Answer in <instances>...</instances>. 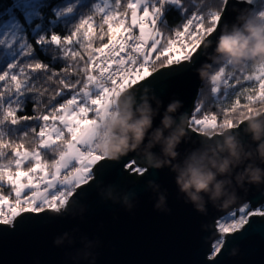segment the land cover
Here are the masks:
<instances>
[{
	"label": "water",
	"instance_id": "water-1",
	"mask_svg": "<svg viewBox=\"0 0 264 264\" xmlns=\"http://www.w3.org/2000/svg\"><path fill=\"white\" fill-rule=\"evenodd\" d=\"M257 2L230 0L227 11L222 9L219 26L202 40L187 61L161 68L124 90L117 100L119 110L129 102L134 108L150 102L156 110L151 133L162 127L167 104L179 99L182 107L172 114L176 122L171 129L164 130V135L168 136L177 127L181 113L186 114L188 122L204 80L196 69L205 63L212 66L214 61L209 54L213 52L219 29L225 25L229 30L234 24L240 26ZM209 40L211 46L205 47ZM175 71L178 72L170 77ZM156 99L163 101L158 109ZM256 120L264 122V113L254 117ZM184 127L186 135L177 146L178 156L173 164L182 168L189 158L193 163H200L203 158L204 168L216 172L217 180L232 181L226 188L229 192L236 191L234 200L226 198L215 207L208 203L207 215L198 213L191 203H185V195L176 183L177 172L170 167L143 172L147 163L146 147L142 145L118 161L97 162L91 169V180L75 188L67 202L58 208L59 212L48 209L25 212L10 225L0 224V264H264V215H249L240 230L223 236L222 250L220 245L213 252V244L220 238L216 227L220 218L243 205L253 211L264 205V183H245L240 187L235 179L249 163L264 168L256 152L257 142L247 131V120L238 128L213 136L197 133L187 123ZM228 136H233L243 149L239 161L229 156L225 143ZM150 151L164 158L160 144ZM245 152L252 153L251 160L245 158ZM225 158L235 166L220 175L212 161L219 165ZM149 181L159 185L158 192L149 187ZM109 191L112 198H108ZM161 193L170 212H160L154 207ZM125 196L133 205L130 211L122 202ZM65 233L68 235L64 243L57 246L54 240ZM233 250L235 255H230ZM85 253L90 255L85 257Z\"/></svg>",
	"mask_w": 264,
	"mask_h": 264
},
{
	"label": "trees",
	"instance_id": "trees-1",
	"mask_svg": "<svg viewBox=\"0 0 264 264\" xmlns=\"http://www.w3.org/2000/svg\"><path fill=\"white\" fill-rule=\"evenodd\" d=\"M0 0V74L7 73L8 77L15 74L21 76V68L24 69L22 79L23 87L19 92L11 90L0 100V118H2L4 108L13 106L18 108V116H39L43 114L45 105L41 103L44 97H51L55 91L62 87L55 79L47 81V78L53 73L65 70L73 77L85 79L92 75L91 64L87 59L91 55V50L87 47L79 48L78 42H73L68 47L73 50L78 49L81 54L72 57L65 56V47L52 42V36H58L61 39L71 36L76 27L83 19L89 16L93 17L95 28L92 47H101L107 43V25H104L103 34L98 27L103 23L102 12L110 11L120 16L126 17V22H130L131 10L127 8L129 0ZM188 7L192 11H199L203 8V14L218 8V14L221 15L223 5L219 0H186ZM151 6V0L149 7ZM169 6H166L164 13ZM68 10L67 15L63 12ZM249 18H260L264 22V0H258L253 12ZM248 18V19H249ZM186 22V21H185ZM216 25L208 24L210 30L203 34L204 38L211 33ZM134 30V29H133ZM41 63L46 66L44 70L32 72L28 70L27 65ZM10 65L15 67L10 68ZM167 61L164 57L155 59L151 64L149 71L153 73L161 68L167 67ZM211 79H204L198 89L194 105L200 93L203 92L205 99L204 108L199 118L204 115H215L216 120L197 128L192 123L190 116L188 123L190 129L207 136L221 134L230 130L238 121H246L248 117L253 118L264 113V98H260V85L264 84V63L247 64L243 69L233 68L223 62H213L209 69ZM230 81V82H229ZM77 83L80 81L77 80ZM9 80L0 82V89L8 84ZM230 87L224 88L229 85ZM44 85L38 93L30 92L29 89ZM220 93L213 96L210 92ZM41 98V99H40ZM236 101H239L236 103ZM39 105L34 112V105ZM194 105L191 115L194 113ZM93 115L90 113L89 118ZM42 122L39 119L21 121L15 125L5 122L0 125V173L5 174V179L0 180V195L7 198L6 204L2 209L6 214L10 211L9 205L15 203L16 196L12 185L7 182V175L14 174L16 168L15 151L34 152L38 150L41 162L51 172L59 157L66 150L67 141L70 139L67 132L64 133V140H57V145L48 148L39 146V137L36 135ZM35 129V132L32 131ZM35 162L28 161L23 163L20 171H27ZM74 188H67L68 197ZM60 191V190H59ZM27 195L30 193L26 192ZM58 205L62 206L60 202ZM264 214V205L256 210H250L249 206L243 214L240 224H244L249 215Z\"/></svg>",
	"mask_w": 264,
	"mask_h": 264
},
{
	"label": "snow or ice",
	"instance_id": "snow-or-ice-1",
	"mask_svg": "<svg viewBox=\"0 0 264 264\" xmlns=\"http://www.w3.org/2000/svg\"><path fill=\"white\" fill-rule=\"evenodd\" d=\"M219 2L226 12L230 0H219ZM246 2H250V0H246ZM113 3L115 4V0ZM149 3L150 0H129L127 8L131 10L130 22H126V17L104 10L102 12L103 23L98 27L103 34L104 25H107V43L101 47L94 49L92 47L91 40L97 27L93 23L92 16L83 19L71 36L61 39L53 35L52 42L65 47L67 58L81 54L79 48L86 46L91 50V55L87 59L91 64L92 75L80 79V77L69 75L63 69L58 73H53L47 78V81L55 79L62 87L55 91L51 97L40 98L41 103L45 105L43 114L31 117L18 116V108L7 106L0 118V125L5 122L15 125L21 121L39 119L42 123L36 135L39 137V144L42 148L57 145V140H64L66 131L70 139L64 140V142L67 141L66 144L64 143L66 145L65 159H78L81 171H86L90 165V153H87L88 141L91 139L90 130L95 124V119L110 104L120 89L133 84L145 74L142 69L152 63L154 54L157 60L164 57L169 66L186 61L195 49L201 35L210 30L206 25L214 24L218 27L223 19V16L218 14V8L208 11L207 15H204L203 8L193 12L192 8L188 7L186 0H158V2L151 0L150 7ZM167 5H183V19L186 22L183 23V30L175 33V39L165 40L164 43H161V32L156 26ZM133 29H138V34H135ZM73 42L79 43L78 49L73 50L68 47ZM9 67L15 66L10 65ZM27 68L32 72H37L44 70L46 66L37 62L27 65ZM20 71L23 76L24 69L21 68ZM178 71L172 72L170 77ZM21 76L13 74L9 79L7 73L0 74V82L9 80V83L0 89V100L11 90L20 91L25 82ZM77 80L80 82L77 83ZM43 86L31 88L29 91L38 93L40 97L41 93L38 90ZM230 86L229 83L224 88ZM210 92L215 96L221 92V89L216 92H212L210 89ZM260 98H264V84L260 85ZM205 99L206 97L201 92L194 105V113L191 115L192 123L197 128L212 120L217 121L215 115H204L202 119L199 118L204 108ZM41 103L34 105V112ZM90 113L95 119L89 118ZM32 131L35 132V129ZM3 135L4 133L0 132V136ZM15 155V165L18 170L14 174L7 175V182L12 185L16 200L14 204L9 205L10 211L7 214L0 210V223L4 224L12 223L16 217L25 212L39 213L45 203L51 205L52 201L48 199L49 193H45L44 188L58 183L52 176L48 177L47 166L41 162L39 152L32 155L35 164L27 171L19 169L22 159L27 158L29 154L15 151ZM37 172L40 175H30V173ZM22 178H26V182H22ZM4 179L5 174L0 173V180ZM41 187L43 191L40 190ZM25 190L31 194L27 195ZM6 202L7 198L0 195V209ZM56 203H59V197L56 198Z\"/></svg>",
	"mask_w": 264,
	"mask_h": 264
},
{
	"label": "clouds",
	"instance_id": "clouds-1",
	"mask_svg": "<svg viewBox=\"0 0 264 264\" xmlns=\"http://www.w3.org/2000/svg\"><path fill=\"white\" fill-rule=\"evenodd\" d=\"M219 31L220 34L216 37L213 52L209 54L211 60L216 63L223 62L234 69H243L249 63H264V22H261L260 18L245 19L240 26L234 24L230 30L225 25ZM208 46H211L210 40L205 45V47ZM209 67L210 65L205 63L196 69L201 79H211L208 72ZM155 103L158 109L163 101L156 99ZM181 107L182 102L179 99L171 100L165 107L161 118L162 127H158L150 133L149 130L152 129L153 116L156 114V110L152 108L150 102H144L139 108H134L132 103L129 102L122 110H115L116 117L114 120L106 121L104 125L97 129L98 134L93 141L94 150L104 160L118 161L121 156H125L129 152H136L142 145H145L147 167L143 169V172L148 171L149 168L170 167L173 172L178 173L176 183L180 192L185 195V203H191L195 211L207 215L208 203L215 207L218 201L226 198L234 200L237 193L234 189L229 192L226 188V185H231V180H217L216 172L204 168L203 158H201L200 163H193L189 158L182 168L178 164H173L178 156L177 146L182 142V137L186 135L184 125L187 123L189 128L191 125L186 120V114L181 113L179 124L168 136L164 135V130L172 128V125L176 122V118L172 114L177 113ZM256 115H259V113ZM244 122L238 121L233 127L238 128ZM247 122V131L252 134L253 141L257 142L256 152L261 163H264V122L254 121L252 116L247 118ZM149 136L150 139H148ZM225 143L229 156L239 161L240 151H243L242 147L235 142L233 136L226 137ZM157 144L161 145L163 159L150 151ZM220 150L223 151V148ZM244 156L246 159L251 160L252 153L245 152ZM212 164L213 167L217 168L220 175L228 173L230 167L235 166L228 158H225L219 165L215 161H212ZM235 179L240 187H243L245 183H264V168L249 163L242 172L236 175ZM148 185L153 191H159V185L155 184L154 181H149ZM107 195L108 198H112L110 191ZM205 196H207V200H205ZM122 202L127 210L132 209L133 205L128 196H125ZM154 207L160 212L167 213L171 211L167 207L166 197L162 193L159 194ZM56 211L59 212V209ZM67 235L65 233L64 236L57 237L54 243L57 246L63 244ZM69 243H72V241H69ZM222 247L221 245V250ZM87 255H90V253H85V257ZM230 255H235V250Z\"/></svg>",
	"mask_w": 264,
	"mask_h": 264
},
{
	"label": "rangeland",
	"instance_id": "rangeland-1",
	"mask_svg": "<svg viewBox=\"0 0 264 264\" xmlns=\"http://www.w3.org/2000/svg\"><path fill=\"white\" fill-rule=\"evenodd\" d=\"M183 7H184L183 5H179L177 7V16L174 19H172L169 16H167L165 19L164 18L165 14H163L162 19L160 21L159 29H158L161 32V42L166 38L167 34L176 33L177 31H181L183 29L182 28L183 23H184L183 21H185L183 19V15H184ZM68 13H69V11L66 10L63 12V15H67ZM138 14H142V13H138ZM192 54L189 56V58L192 56ZM143 72H145V74L139 80H136L135 83H138L139 81L143 80L144 78L148 77L151 74L149 70H144ZM135 83H133L132 85H134ZM128 88H126V89H128ZM124 90H122V92ZM120 94H118L116 99H115L116 104H117V100H118ZM110 107H111V102L108 106L105 107L104 111H102L100 113V115L97 119H95L94 116L92 118H90V119H95V124L90 130L89 135L91 136V139L88 141L87 147H90L91 144L93 143L95 137L98 134L97 129L102 126L106 116L108 115V113L110 111ZM39 146H40V144H39ZM36 152H38V150H35L34 152H26L29 155L27 158L22 159L21 165L23 163H27L29 160L35 162L34 160H32V155ZM99 160H100V158H98V157H90V165H89L88 169L86 171L82 172L81 166H80V161L78 159L66 160L65 159V152H64L59 157V159H58L57 163L54 165L52 171L48 172L46 170V172L48 173L49 178H51V176H52L54 180H57L59 176L63 175L65 177V180L62 183H57V184L46 186V189L44 190V192L49 193L48 199L51 200L52 203H51V205L45 203L42 210H46L50 206H52L54 208L62 207L67 202L69 196L73 192L72 191L71 194L67 197L66 196L67 188L73 187L75 189V188L81 186L84 183L83 176H85L86 174H89L92 166H94L97 162H99ZM30 175L38 176V175H40V173L39 172H37L35 174L30 173ZM22 182H26V178H22ZM56 188L59 189L60 191H58ZM49 189H51V192H49ZM27 191L28 190H25V192H27ZM30 194L31 193H29L28 195H30ZM57 197H59V202L62 206H60V205H58V203H56ZM247 208H248V205H243L239 209H236V210L228 213L227 215L223 216L222 218H220L217 221L216 227H217V230L220 234V238H218L213 244V247H214L213 252L214 253L219 249V247L222 243L223 236H225L227 234H232L235 231L240 230V228L244 225V224L242 225L240 223H241V219L243 217V214ZM0 224H4V223H0ZM10 224H12V223H8L6 225H10Z\"/></svg>",
	"mask_w": 264,
	"mask_h": 264
},
{
	"label": "built area",
	"instance_id": "built-area-1",
	"mask_svg": "<svg viewBox=\"0 0 264 264\" xmlns=\"http://www.w3.org/2000/svg\"><path fill=\"white\" fill-rule=\"evenodd\" d=\"M157 2H158V0H157ZM161 19H162V17L160 18V21H161ZM160 21L158 22V24H157V29H159V26H160ZM183 30V29H182ZM181 30V31H182ZM134 31V33L135 34H138L135 30H133ZM172 39H175V33H173V34H167L166 35V38L161 42V43H164L165 42V40H172ZM204 39V36H203V34L201 35V38H200V40H199V42L196 44V47H195V49L191 52V54L198 48V46L201 44V42H202V40ZM178 54V53H177ZM190 54V55H191ZM189 55V56H190ZM189 58V57H188ZM154 60H155V54L153 55V61H152V63L154 62ZM187 61V60H186ZM151 63V64H152ZM151 64L150 65H148L145 69H142V71H144V70H149V68H150V66H151ZM135 83V82H134ZM136 84V83H135ZM134 84V85H135ZM131 86H133L132 84H129V85H126V87H124V88H122V89H120V91L114 96V98H112V100H111V107H110V111H109V113H108V115L106 116V118H105V120H104V122H103V124L102 125H104L105 124V122L106 121H109V120H114L115 119V117H116V111L115 110H119V108H118V106H117V104L115 103V99H116V97H117V95L118 94H120L121 92H122V90H126V88H130ZM87 153H90V157H98V158H100V160H102V157L94 150V144L92 143L91 144V146L90 147H87ZM99 160V161H100ZM93 167V166H92ZM128 167H126V169H127ZM92 169V168H91ZM136 169H134L133 171H135ZM132 171V172H133ZM67 174V173H66ZM138 174H140V172L138 171ZM91 178H92V173H91V171H90V173L89 174H86L85 176H83V181H84V183L83 184H85V183H87L89 180H91ZM65 180V177L62 175V176H59L58 177V179H57V181H58V183H62L63 181ZM72 188V187H71ZM46 189V187L44 188V190ZM57 189V188H56ZM41 191H43V188L41 187V189H40ZM58 191H59V189H57ZM49 192H51V189L49 190ZM48 210H57L58 208H54V207H52V206H50V207H48L47 208ZM46 209V210H47ZM259 215H264V214H259Z\"/></svg>",
	"mask_w": 264,
	"mask_h": 264
},
{
	"label": "crops",
	"instance_id": "crops-1",
	"mask_svg": "<svg viewBox=\"0 0 264 264\" xmlns=\"http://www.w3.org/2000/svg\"><path fill=\"white\" fill-rule=\"evenodd\" d=\"M167 6L169 7L166 9V12L164 13L165 14L164 18L166 19V17L169 16L172 19H174L177 16V7L179 5H167ZM183 22L185 23V21ZM134 30L138 33V29H134ZM169 34H173V33H169Z\"/></svg>",
	"mask_w": 264,
	"mask_h": 264
}]
</instances>
